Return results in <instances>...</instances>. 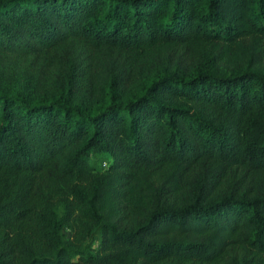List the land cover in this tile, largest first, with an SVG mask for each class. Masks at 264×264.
<instances>
[{
    "label": "trees",
    "instance_id": "trees-1",
    "mask_svg": "<svg viewBox=\"0 0 264 264\" xmlns=\"http://www.w3.org/2000/svg\"><path fill=\"white\" fill-rule=\"evenodd\" d=\"M177 44L187 67L141 73L145 49ZM0 52L54 74L32 96L0 87V264L215 261L233 245L264 264V0H0ZM74 213L92 250L61 240Z\"/></svg>",
    "mask_w": 264,
    "mask_h": 264
},
{
    "label": "rangeland",
    "instance_id": "rangeland-1",
    "mask_svg": "<svg viewBox=\"0 0 264 264\" xmlns=\"http://www.w3.org/2000/svg\"><path fill=\"white\" fill-rule=\"evenodd\" d=\"M191 51L183 49V45L175 46L157 45L145 49L137 63L140 65L141 73L150 71L155 66H175V61L179 55V65L188 66L191 59ZM119 57L124 61H128L134 56L131 53L120 52ZM236 59L235 56L225 57V60L230 63ZM96 69V67H95ZM132 76L136 72L131 70ZM141 74V75H142ZM92 76V75H91ZM53 70L41 71L40 59H34L29 55L19 56L17 54H8L0 52V87L4 89H18L29 96L39 93L41 90H50L53 86ZM93 85V84H92ZM96 89L80 84L75 90V96L80 98L85 104H90L93 101ZM95 165L102 168L106 165L101 155L91 153ZM60 212V207L56 208ZM61 240L63 243L79 247L84 250H92L97 243V234L88 232L86 223L80 219L75 213L71 219L60 230ZM251 252L246 249L233 245L226 249L224 255L215 261H189L182 260L179 262L159 261V262H143L141 264H242L245 258L248 264ZM261 262V259L255 258L253 263ZM76 264H91L86 261L79 260ZM135 264V263H134ZM249 264H252L250 261Z\"/></svg>",
    "mask_w": 264,
    "mask_h": 264
}]
</instances>
